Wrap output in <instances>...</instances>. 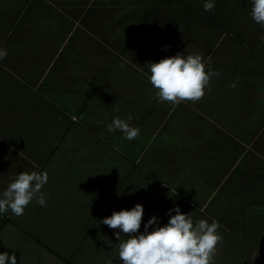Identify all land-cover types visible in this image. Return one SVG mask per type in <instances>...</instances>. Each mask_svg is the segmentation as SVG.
I'll list each match as a JSON object with an SVG mask.
<instances>
[{"label":"crops","instance_id":"1","mask_svg":"<svg viewBox=\"0 0 264 264\" xmlns=\"http://www.w3.org/2000/svg\"><path fill=\"white\" fill-rule=\"evenodd\" d=\"M204 2L0 0V193L20 172H45L51 157L78 156L86 181L67 180L59 200L86 212L102 200V170L120 183L132 166L146 168L178 189L177 204L219 223L214 264H264V30L251 0H215L210 12ZM177 53L200 54L219 72L198 102L157 100L147 63ZM128 114L134 140L107 130ZM126 184L127 193L142 187ZM150 189L139 195L151 198ZM39 207L34 198L21 216L0 213V253L11 255L21 236L35 264L58 252L25 230Z\"/></svg>","mask_w":264,"mask_h":264},{"label":"clouds","instance_id":"2","mask_svg":"<svg viewBox=\"0 0 264 264\" xmlns=\"http://www.w3.org/2000/svg\"><path fill=\"white\" fill-rule=\"evenodd\" d=\"M251 4L252 19L264 30V0H251ZM214 7L215 0H205V12L212 11ZM6 57L7 49H0V60ZM147 65L149 81L157 90L158 102H198L205 95V89L210 90L211 78L219 75V72L211 68L205 70L200 54L185 57L177 53L159 62L149 61ZM230 87L234 88L235 84ZM132 119L131 114H128L127 120L114 117L107 130H119L125 139L134 140L139 136L140 129L131 126ZM47 182V172H20L0 193V213L11 210L14 215L21 216L34 198L40 206H46L41 188ZM172 212L175 214L171 215ZM142 218L143 206L137 203L130 210L113 211L101 221L111 229H119L114 235L118 241V257L122 264H214L217 245L222 242L217 221L209 223L201 219L194 223L192 217L182 213L177 206L169 209V219L165 225L149 231L150 226L157 224V218L153 216L144 225L143 233H140ZM121 233L127 234V238L122 237ZM6 262L17 264L15 255L0 253V264ZM107 264H112V261Z\"/></svg>","mask_w":264,"mask_h":264},{"label":"rangeland","instance_id":"3","mask_svg":"<svg viewBox=\"0 0 264 264\" xmlns=\"http://www.w3.org/2000/svg\"><path fill=\"white\" fill-rule=\"evenodd\" d=\"M176 140L177 139L172 138L171 142L175 143ZM78 158L80 157L74 156L72 159H78ZM72 159L71 157L67 158L65 156L51 157L50 159L51 162L48 163L47 169L45 171L47 172L48 175V182L45 184L46 189H44V195L51 199V204H46L44 208L45 211L41 210V207L44 206H40L39 213L31 214L30 220L23 221L25 230L31 232V230L35 229L34 231L35 236H38L44 242V245L50 246L55 251H58L59 255L62 256L64 255L65 250H69L73 248V245L75 244L77 239V229H78V228L77 229L73 228V226L74 223L81 218H78L79 214L76 212V210L75 212L78 215L75 212H73V214L71 213V209L69 207L72 201L70 199L67 200V203L65 200L64 203L66 204H60L61 200H59L60 199L59 197H62L63 191L66 190L65 187L67 180L68 183L72 185L76 184L75 188L77 187V184L79 182L86 181L83 171H80L81 167L78 165V171H77L75 165H73L72 163ZM66 171L68 172L66 173ZM182 174L185 173L182 172ZM102 177L105 178V181L106 178L108 180L112 179L109 171L102 173ZM103 185H107V184H103ZM154 186L155 183L153 187ZM149 189L150 188L148 186L145 188H143V186L141 188L136 187L135 189L131 190L130 192L131 194L130 193L127 194V201L131 203L132 201H135V204L139 203L142 206H144L145 204L148 205L149 198L145 197L144 199V197L140 195H142V191L146 194H149L147 192V190ZM134 190L137 192V194L134 193ZM80 191L81 189L79 188L77 189V191L74 189L73 193L77 197L78 196L77 193H79ZM102 195H105V191L102 193ZM118 199L121 198L119 197ZM115 205L116 208L117 206L120 207L119 205L121 204L116 203ZM125 206L129 208L130 204H125ZM146 222H148V220H146ZM141 225L143 224L141 223ZM117 231L119 230L105 228L102 231H99L98 234H95L93 237L87 240L85 244L81 247L82 250L80 251V254L77 256V259L79 260L76 263L104 264L103 257L105 254V249H110L109 255H114L116 264L121 263L122 261H120L117 251L118 241L114 235V233ZM125 235L127 237V234ZM24 238L25 236H21V239H19L18 237L16 238L17 241H15L14 238L11 239L12 243H18L17 249L14 252H11V255H15L17 264H35L33 262L34 255L36 254L35 248L32 245H30L26 240L23 241ZM222 253H223V257H225L223 259V261L225 262L227 257L230 256L231 253L229 251L222 250L220 253V258ZM42 255L47 257V261H46L48 262L47 264H50L49 261H53V258L48 254L42 253ZM42 260L44 259L42 258ZM40 264H44V263H42L41 261ZM53 264H61V262L57 261ZM227 264H231V263L229 262Z\"/></svg>","mask_w":264,"mask_h":264},{"label":"trees","instance_id":"4","mask_svg":"<svg viewBox=\"0 0 264 264\" xmlns=\"http://www.w3.org/2000/svg\"><path fill=\"white\" fill-rule=\"evenodd\" d=\"M132 157L136 158L137 156L134 155ZM133 168L135 170V167L132 166L130 168L131 170L126 172L125 175H122L123 180L125 181H120L119 183L118 178L113 180L114 176H112V174L116 173H110L113 181L108 180L107 178L106 181H104L105 179L103 180L107 185L102 186L104 188L103 190L105 191V195H103L102 200L98 201V199L96 198L97 200H93L90 204L85 205L86 212L84 210L81 211L79 209L80 212L78 213V218L81 219L77 220L73 226V228H78L77 239L75 244L73 245V248L70 251L65 252L63 256H59L58 252L55 253L50 250L51 248H48L51 252V256L56 261H60L61 264H77L76 262L79 260L77 259V256L80 254V251L82 250L81 247L85 244V242L91 237H93L95 234H98L99 231H102L105 228H109L107 225L101 222L103 218L110 216L113 211L130 210L136 205L135 201H132V203L127 202V197H124L125 195L122 197L123 192H125V194H129L125 191L124 187H122L126 182L128 185L131 186L135 182L137 183V181L142 184L143 187H147L146 185L151 186L154 183L157 185L156 187H152L150 189L151 198H149L148 200L149 204H145L143 206V218L141 222L143 225H141V228L139 230L140 233H143L144 225L147 223L146 220H149L153 216L157 218V224L150 226L149 231H151L156 226L165 225L169 219V209H173L177 206L179 207L182 213L189 214L192 217L194 223L201 219L209 221L205 213L202 211L199 212V207L196 206L194 203L177 204L181 198V194L177 191L178 189L170 188L171 186L167 184L168 182L165 183V181L161 179L162 177L158 176L155 172L146 168L140 172H134ZM102 172H107V169L104 171L102 170ZM97 181L100 184H103V181L98 179ZM162 183L165 184V186L167 187H165L164 185L161 186L160 184ZM126 189L127 191L131 192V190H133L134 188L126 187ZM134 193L137 194L135 190ZM119 197L121 198L120 200L118 199ZM116 203L121 204L119 205L120 207L117 206L115 208ZM125 204H130V207H126ZM174 214L175 212L171 213V215ZM121 236L127 238L124 233H121ZM109 251L110 249H105V254L103 257L104 264H107L108 261H112V264H116L114 255H109ZM33 262L35 263V261ZM47 263L48 262H46V264ZM119 264H122V262Z\"/></svg>","mask_w":264,"mask_h":264}]
</instances>
